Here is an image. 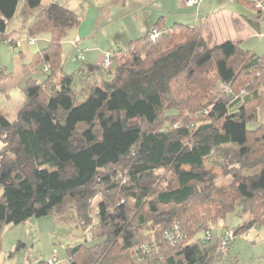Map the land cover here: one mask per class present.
Masks as SVG:
<instances>
[{
  "label": "trees",
  "instance_id": "1",
  "mask_svg": "<svg viewBox=\"0 0 264 264\" xmlns=\"http://www.w3.org/2000/svg\"><path fill=\"white\" fill-rule=\"evenodd\" d=\"M43 1L18 12L19 0H0V41L17 15L29 39L51 35L14 120L0 110V248L7 227L53 215L99 241L66 246L71 264H215L264 226V123L248 127L264 110V54L210 46L202 24L158 22L157 41L149 29L112 49L110 69L92 66L106 77L79 93L62 42L80 16ZM238 1L264 14L261 0ZM207 161L234 181L220 184ZM232 214L244 220L224 248L229 226L217 222Z\"/></svg>",
  "mask_w": 264,
  "mask_h": 264
},
{
  "label": "rangeland",
  "instance_id": "2",
  "mask_svg": "<svg viewBox=\"0 0 264 264\" xmlns=\"http://www.w3.org/2000/svg\"><path fill=\"white\" fill-rule=\"evenodd\" d=\"M127 3L126 11L124 7V3L120 4L117 7H114V4L118 2L110 1L111 5H106L105 9L101 13V20H106L109 23H99V26L107 25V33L106 37H104L102 32H97L98 35L93 36L95 39L89 40L90 45L89 48L96 51V53H100L103 48L100 44H102L105 48L109 46L115 47V41L119 42V46L126 47L129 43L130 39L137 38L141 36L147 29L146 27L141 30V24L147 23V18L144 17L141 11V6L138 5L135 1L133 4L131 0H124ZM24 0H19V7L23 5ZM77 6V5H72ZM124 12L123 15H120L118 11ZM117 16V22L115 23V17ZM131 18L132 23L125 19ZM138 19V21H137ZM110 20V21H109ZM122 20L128 23H121ZM30 22V18L23 17L22 15H18L15 17L14 21L9 25V31L12 33L11 39H19V44L15 45L14 41L9 39L8 41H0V71L2 72L1 81H0V106L6 105L8 103L9 98L7 99V95L11 97L10 105L8 107V117L10 120H14V111L12 113V105L18 103L19 99L23 101L24 93L22 92V80L26 79L29 74H27V64L29 63L30 58L34 56L39 50V45L41 42V37L38 36L39 41L35 45L29 44V37L26 32L22 31L20 27L26 28L27 23ZM114 22V23H111ZM85 27L89 26L88 23L84 24ZM111 25V29H110ZM121 27V28H120ZM13 28H19L18 31H13ZM112 30L115 34L112 39L109 38L108 32ZM42 35V34H41ZM117 36V37H116ZM66 43L63 46L62 56L64 60V70L65 62L67 61L68 54H70V60L67 61V68L73 72L76 68L85 67L83 60L77 58L76 55L71 56V47ZM209 43V42H208ZM251 43L258 44L257 40L251 41ZM210 44V43H209ZM215 46V45H210ZM247 46V45H246ZM259 49L257 50L258 54H264V41L259 42ZM95 50V51H94ZM109 52V51H107ZM106 52V53H107ZM105 53V54H106ZM103 56V59L105 57ZM80 57V55H79ZM103 59L101 62V67L104 70H108L110 67H105L103 65ZM48 66V65H47ZM100 67V68H101ZM96 70V69H95ZM99 70V69H98ZM97 72V71H96ZM0 74V75H1ZM28 76H27V75ZM36 75V74H35ZM42 75L40 76V78ZM84 77L82 74L77 75L76 79V89L80 92H83L84 86ZM101 81V80H100ZM98 81V82H100ZM169 117H166L164 113L160 116L161 123L169 122ZM264 123V110L261 109L258 120L255 122H251L248 124V127L253 129L256 128L259 124ZM163 125V124H162ZM2 147V143H0V148ZM205 167L209 170H212L214 173L218 174L220 179V184L229 185L234 181L230 175H224L223 170L220 167L213 166L210 161L205 163ZM100 198H97L95 202H97ZM38 219H45L46 228L42 233L34 232L35 228L33 227L34 222L36 221V217L32 218L27 224L14 226L13 228H8L4 232L5 236V246L6 248H12L13 239H17L21 237L22 239L28 240V238H36L35 247H29L25 252H22L21 255L17 256L16 259L25 260V257L28 256L30 259L35 260L36 257H40L42 255L46 256L53 253V249L57 248L60 252L65 249V247L70 245H75L79 243H83L87 241V244L92 245L99 241H93L90 239L88 232H84L81 227H75L70 224L67 225L65 223H55L51 222L53 219L55 220V216L49 215ZM244 218L239 217L236 214H232L226 218L225 221H218L217 225L221 227V225L226 224L229 226V229L238 225ZM233 230V229H232ZM27 231V233H26ZM56 231L58 234H56ZM234 233V232H233ZM201 233L200 235H202ZM199 235V236H200ZM39 236V237H38ZM15 239V240H16ZM41 239V244L40 240ZM19 240V239H17ZM225 248V246H223ZM222 253V252H221ZM43 258V257H42ZM37 260V259H36ZM35 260V261H36ZM215 264H264V226L256 227L241 233L234 243H232L230 247V253L223 255L222 258L217 259Z\"/></svg>",
  "mask_w": 264,
  "mask_h": 264
},
{
  "label": "crops",
  "instance_id": "3",
  "mask_svg": "<svg viewBox=\"0 0 264 264\" xmlns=\"http://www.w3.org/2000/svg\"><path fill=\"white\" fill-rule=\"evenodd\" d=\"M51 1L53 0H44L43 4H48ZM56 1L76 10L80 16V24L69 31V34L62 42V49L64 44L66 43L65 41H67V43L71 47V56L76 55L78 59L79 55L84 56V62L82 63H84L85 67L82 66L80 68H76V70H73V72L77 71V75L82 74V76L84 77L83 80H86L84 81L85 87H87L88 85H90V83L98 82L106 77L104 73L98 70L100 67L95 70V68H93L92 66L101 65L103 56L107 51H111L112 49H116L117 47L122 48L121 46H119V42L117 41H115V47L109 46L108 48H105L102 44H100L103 47L99 48L101 49L100 53H96L95 50V52H93V50L89 48V40L95 39L93 36L98 35L97 32H102L104 37H106L107 25L99 26V23L109 22H107L106 20L102 21L100 19L101 13L105 9L106 5H111L109 3L110 1L112 2L116 0ZM133 1L138 4L135 6H141V11H143L142 14L148 20L147 23L141 24V30L145 27L147 30H149L151 26L155 25L158 22H160L163 28L165 29L170 28L174 23H181L189 26L202 24L204 26L203 36L210 43V45H219L227 40H231L234 42H239L245 48L251 49L255 52H257L260 47L259 42L264 41V14L259 13L254 8L240 3L238 0H201L197 5H188L186 3V0H131L130 4H133ZM123 3L126 11H129L127 9V3H125L124 0H118V2L114 4V7L116 6L118 9V6ZM72 5L77 6L73 7ZM19 9L20 7H18V12ZM118 13L123 16L125 15L123 14L124 12H122V10H119ZM0 18V20L3 19L2 16H0ZM14 19L9 22V25L14 21ZM115 20V23H119L117 22V16L115 17ZM125 20L132 23L131 18ZM125 20H122L121 23H128L125 22ZM85 23H88L89 26L85 27ZM20 28L23 32L25 31L23 26ZM18 29L19 28H13V31H18ZM147 30L144 33H146ZM114 34L115 33L110 30V32H108L109 38L112 39L114 37ZM43 35L44 37H41L40 41L37 37L36 42L34 44L29 43L30 45H35L38 41L41 42L39 45V50L37 52L46 47L48 45V42L50 41L51 35L49 33H43L40 36ZM14 40V42H17L16 45H18L19 39ZM253 40H257L258 44L253 45L251 43V41L253 42ZM32 58H30L29 62ZM68 60H70V54H68L67 61ZM67 61L65 62V71L68 73H72L67 68ZM27 74H29L30 76H35L36 78H40V76L43 75L40 71L36 70H32L30 73ZM25 80L26 79L22 80V84H24ZM8 98V103L6 105L4 104L3 106H0V110H2L7 116V109L9 106H11V97L9 95H7V99ZM23 101L19 99L18 103L12 105V113L14 111V114H16ZM30 220H32V218ZM29 221L21 225H25ZM44 222L45 219L36 218V221L33 224V227L35 228L34 232L42 233L46 229L43 228V225H46ZM51 222H55L58 224L62 223L58 220L57 217H55V220L53 219ZM13 227L14 226H9L5 230ZM4 232L2 235L0 248V264H41L43 262H46L47 259L50 257V254L46 253V256L42 255L39 258L36 257V261L30 259L28 256H26L25 260L23 261L21 259H16L17 256L21 255L22 252H25L26 249L29 250L28 248L30 246L35 247L36 238H28V240L22 239L21 237L17 238L19 240L15 238L16 240L13 239L12 242V248H6L4 241ZM56 234H58L57 231ZM39 240L41 244V239ZM58 258L59 264H71V261L69 260L66 252V247L61 252L58 250Z\"/></svg>",
  "mask_w": 264,
  "mask_h": 264
},
{
  "label": "built area",
  "instance_id": "4",
  "mask_svg": "<svg viewBox=\"0 0 264 264\" xmlns=\"http://www.w3.org/2000/svg\"><path fill=\"white\" fill-rule=\"evenodd\" d=\"M200 1L201 0H186V3L188 5H197ZM256 6L258 8L264 9V0L257 1L256 2ZM161 34H162V29L161 28H159L157 26H152L150 28L149 39L152 42H155V41H157L161 37ZM35 42H36V39L35 38H31L30 41H29V43H31V44H34ZM18 44H19V42H18ZM111 64H112V56H111V53L110 52H107L105 54L104 59H103V65L105 67H110ZM45 69L48 71L49 66H46ZM168 237H171V236H168ZM233 237H234L233 230L232 229H227L226 232H225V242H224V245L223 246H226V242L228 240L233 239ZM46 264H59V258H58V250H57V248L53 249V253L47 259Z\"/></svg>",
  "mask_w": 264,
  "mask_h": 264
},
{
  "label": "clouds",
  "instance_id": "5",
  "mask_svg": "<svg viewBox=\"0 0 264 264\" xmlns=\"http://www.w3.org/2000/svg\"><path fill=\"white\" fill-rule=\"evenodd\" d=\"M17 43V42H16Z\"/></svg>",
  "mask_w": 264,
  "mask_h": 264
},
{
  "label": "water",
  "instance_id": "6",
  "mask_svg": "<svg viewBox=\"0 0 264 264\" xmlns=\"http://www.w3.org/2000/svg\"><path fill=\"white\" fill-rule=\"evenodd\" d=\"M1 19V18H0Z\"/></svg>",
  "mask_w": 264,
  "mask_h": 264
}]
</instances>
